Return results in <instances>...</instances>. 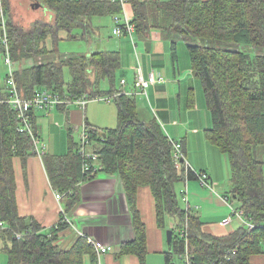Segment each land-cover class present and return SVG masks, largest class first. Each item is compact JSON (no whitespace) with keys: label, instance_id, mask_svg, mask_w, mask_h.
<instances>
[{"label":"trees","instance_id":"obj_1","mask_svg":"<svg viewBox=\"0 0 264 264\" xmlns=\"http://www.w3.org/2000/svg\"><path fill=\"white\" fill-rule=\"evenodd\" d=\"M27 1L31 10L50 14V20L37 17L26 27L14 18L13 0H0L11 55L18 60L15 75L23 96L47 89L72 101L84 95L95 99L120 93L113 98L118 108L116 127L104 129L86 123L90 148L99 155L100 171L120 177L134 215L136 236L123 245L122 252L133 251L144 263L146 230L136 203L137 190L142 185L152 189L159 227L165 228L168 219L174 222L169 228L173 230V248L164 253L167 264H173L174 255L183 258L186 249L193 264H249L253 254L264 252V228L243 227L229 235H212L204 232L200 216L184 206L177 183L197 178L195 171L187 169L182 160L177 166L172 138L160 121L140 111L138 95L124 93V88L117 86L121 69L118 51L98 50L26 65L29 59L54 52L47 40L52 37L57 44L60 30L69 32L73 24L86 26L96 16L113 19L122 11L120 3L21 0ZM34 2H39L40 7H35ZM130 2L136 34L147 36L152 27L160 28L171 41L174 57L178 41L186 42L192 71L202 82L211 115L207 137L229 160L232 189L228 194L239 202L246 218L264 224V162L255 156L256 147L264 145V0ZM3 35L0 22L2 56ZM11 96L5 82V92L0 88V238L4 241L1 250L8 255L6 264H84L85 254H91L92 264H99L96 251L85 237L80 236L69 247L61 244L60 233L67 223L45 230L34 217L20 215L13 158L26 159L36 153L31 134L19 130L22 123L18 110L6 101ZM29 114L32 121L33 110ZM71 134L68 152L42 157L54 189L74 197L80 182L89 177L83 173L79 143L73 141ZM13 230L22 233L21 239L15 237ZM181 231L187 233V241L180 237ZM233 249L236 253H232Z\"/></svg>","mask_w":264,"mask_h":264},{"label":"crops","instance_id":"obj_2","mask_svg":"<svg viewBox=\"0 0 264 264\" xmlns=\"http://www.w3.org/2000/svg\"><path fill=\"white\" fill-rule=\"evenodd\" d=\"M14 2L18 1L14 0ZM125 10L127 15L133 19L134 11L131 2L126 4ZM30 17L33 22L37 15L32 16L30 13ZM105 17L110 18L111 36L104 50L109 49L120 53V82L122 78H125L127 84L124 88L133 91L134 80L139 68H142L145 75L151 69H155L165 76L166 81L150 86L147 95L137 96L140 111L145 115L156 116L167 135L183 143L185 158L194 171H204L209 175L208 179L212 183V188L202 186L198 178L181 180L177 183L182 193L184 206L191 207L192 211L200 216L203 223L202 228L206 233L224 236L246 227L241 218H234L229 226L223 224V220L231 214V206H239V202L231 199L227 202L223 199V196L232 189L230 164L227 155L207 137L206 131L212 126L211 115L202 82L192 71L190 52L186 42L178 41L176 57H174L171 41L164 35L163 30L152 27L147 36L136 34V43L140 50L137 56L129 36H117L113 33V19L112 16L107 15L96 16L86 23V28L93 29L95 25L93 19L99 20L94 32L96 33L95 44L101 37H106L101 31L97 33ZM140 42L143 44V49L139 47ZM147 42L151 43V49L147 47ZM54 45L56 44L52 46L55 49L53 53L57 50ZM100 45L99 42L95 51L101 50ZM179 46H181L180 49ZM178 50H180V55L177 53ZM95 51L91 50L86 54ZM44 61V56H42L27 60L26 65ZM14 64L17 63L14 62ZM7 75L8 66L2 56L0 88L4 92ZM107 85L108 82H105V89L108 88ZM91 101L105 102L98 99L89 100ZM89 102L85 109L78 105H70L60 106L51 111L33 110V131L34 135L46 144V148L43 149L44 155L48 153L62 155L68 152L69 132L72 133L73 141L78 143L84 122L88 121L104 129L109 128V126H101L99 118H95V111L99 109L97 106L90 107L92 120L87 117ZM109 108V113L113 112V116L108 117V125L114 127L117 124L118 108L116 104L115 108ZM57 116L60 120L54 123L53 119ZM77 131L79 138L76 136ZM63 134H65L67 143L65 148L62 140ZM255 156L264 162V145L256 147ZM13 167L16 200L21 216L34 217L45 230H49L62 222L63 212L67 214L70 221L63 222L67 223L66 228L60 233V242L63 246L73 245L77 238L82 236L80 235L82 232L114 247V251L101 255L99 264H167L164 253L169 250L165 248L168 246L166 232L169 228L168 226L162 228L158 225L156 202L149 185L140 186L136 196L138 216L145 225L147 241V254L142 263L141 258L135 252H122L123 245L131 242L136 232L134 215L118 175L100 172L97 177L83 182L74 197L65 196L57 199L56 189L52 185L42 155L36 153L26 159L15 156ZM3 246L4 241L0 238V264L8 262V255L1 250ZM83 262L92 264L91 254H85ZM249 264H264V252L253 254Z\"/></svg>","mask_w":264,"mask_h":264},{"label":"built area","instance_id":"obj_3","mask_svg":"<svg viewBox=\"0 0 264 264\" xmlns=\"http://www.w3.org/2000/svg\"><path fill=\"white\" fill-rule=\"evenodd\" d=\"M115 3H120L122 6V11L114 15L113 17V33L117 36L121 35H127L131 38L135 54L139 56L140 50L138 48V45L136 43V25L132 21V18L127 15L125 6L129 3L130 0H111ZM0 22L2 23L4 35H3V43L5 46V52H4V62L8 66V75H7V85L11 90L12 96L9 100H6L7 102H10L15 106V108L18 110V116L21 119L22 125L19 127V130L21 132L28 131L34 141L35 144V153L38 155H43V149L46 148V144L42 143L40 139H38L34 135L33 131V124L30 117V112L35 109L39 110H46L51 111L54 110L53 108H58L60 106H70V105H78L85 109L87 103L89 100H91L86 95L74 99L72 101L66 100L62 98L59 94L54 93L47 89H41L36 91L32 96L25 97L20 93V90L18 88V84L15 77V68H14V60L11 55L10 51V45H9V36L7 34L6 30V15L4 13L3 6L1 4L0 6ZM166 81V78L163 74L158 73L155 69H151L147 75L144 74L142 68H139L136 74V78L134 80V89L133 91H128L124 87L127 84V80L125 78L121 79V85L124 88V93H127L129 95H147L148 88L152 85H155L159 82ZM120 93H116L113 96H98L95 99L105 101V102H111L113 101V98L119 95ZM78 147V152L82 156L83 161V173L89 177V178H95L99 175L101 172V166L99 165V155L97 152H94L90 146V135L87 129V123L84 122L82 132H81V138ZM172 144L174 147V157L177 162V166H180V161L185 162V166L187 169L190 168V165L188 161L185 158L184 153V146L183 143L180 140L172 139ZM196 177L199 179V182L202 186L210 187L212 188V183L209 181V175L206 172H194ZM86 178V177H85ZM189 178H186L188 180ZM55 195L57 199H62L64 194L61 193L58 190H55ZM223 199L227 202H230L231 196L229 194H225L223 196ZM233 205V204H232ZM234 218H241L243 220L244 225L247 229L252 230L257 227L264 228V224H257L254 223L251 219L246 218L244 210L240 206H231V214L228 216V218L223 220L224 226H229ZM62 222H69V218L65 212H63V216L61 219ZM13 233L17 239H21L22 233L16 232L13 230ZM80 235L85 237L87 239V242L94 248L96 251V254L98 256V259L101 257V255L105 253H110L114 251V247L110 244L104 243L103 241L96 239L94 237H91L88 234L80 232ZM180 237L184 238L185 241H187V233H183L181 231ZM185 252L182 259L181 264H193L192 263V257L188 252V249ZM232 253H236V249L232 250ZM230 257L228 256V259Z\"/></svg>","mask_w":264,"mask_h":264},{"label":"rangeland","instance_id":"obj_4","mask_svg":"<svg viewBox=\"0 0 264 264\" xmlns=\"http://www.w3.org/2000/svg\"><path fill=\"white\" fill-rule=\"evenodd\" d=\"M18 2L19 3H16L13 0V15H14V18L17 21H20L24 26L27 27L32 23L31 22L32 18L30 17V13L32 14V16H33V14H35V15H37V17L46 18V20H50L49 19L50 14L44 13L43 10H39V11L31 10L30 7L28 6L30 1L22 3L20 0H18ZM26 6H28V7H26ZM93 18H96V17H93ZM51 20L53 21V18H51ZM98 21L93 19V22L95 23V25L93 26V29L92 28L88 29V28H86V26L78 27V25L73 24L72 28L69 32H68V30H60L58 33V36L60 39L58 40V43L57 44L55 43L56 45H54V47H56L57 50L55 51V53L52 52L51 54L45 55L44 56V59H45L44 62L50 61V60H59V59H62V58L68 57V56L86 55V52H88V51H91V50L95 51V49L98 48L99 42L101 43V45H100L101 50H104L105 48H107L106 42H108L110 40V36H111V33H110L111 29L109 27L110 18L105 17V18H103V23H100L101 28H100V30L97 31V33L99 31H101V33H103L104 36H106V37L105 38L101 37L95 44L94 42L96 40V38H95L96 33H94V32L96 31V28L98 27V24H97ZM53 44H54V40L52 37H50L47 40V46L52 48ZM138 44H139L140 49H143L142 48L143 47L142 42H140ZM111 46H113V45H111ZM180 48H181V46H179V49ZM177 53L180 55V50H178ZM1 59H2V54H0V64H1ZM13 60L15 63H16V61H18L15 58ZM14 65H16V64H14ZM64 76H65L66 80L69 79V72H68L67 68H65ZM15 77H16V75H15ZM116 82H117V86H122L121 82H120V77L117 79ZM138 96H140V95H138ZM89 103H90L88 106L89 109L86 113L87 117L91 118V120H92L93 115L90 114V107L95 108L97 106L99 109H97L95 111V118H99V121L102 123L101 126H109V128H112L113 126L108 125L109 124L108 123V121H109L108 117L113 116V112H111V114L109 113V109H110L109 107H111V109L115 108L114 101H111V103L96 102V101L92 102L91 101ZM53 109H55V108H53ZM53 120L55 123L57 120H60V117L57 116V118L53 119ZM115 126H117V124H115L114 127ZM80 128H82V126ZM76 136H77V138H79V132L78 131H77ZM76 136H75V138H76ZM62 140H63V146L65 148L66 144H67L65 134H63V136H62ZM89 179H92V178H85L84 180H82L80 182V185ZM64 197H65V195L63 196V198ZM173 224H174V222L172 220L168 219V221H167L168 228H172ZM14 231H16V230H14ZM16 232H18V231H16ZM165 248L167 250L168 246H166ZM173 263L174 264H181L182 259L180 257H178L177 255H174Z\"/></svg>","mask_w":264,"mask_h":264},{"label":"water","instance_id":"obj_5","mask_svg":"<svg viewBox=\"0 0 264 264\" xmlns=\"http://www.w3.org/2000/svg\"><path fill=\"white\" fill-rule=\"evenodd\" d=\"M40 3L39 2H34V6L39 8L40 7ZM147 47L149 49H151V43L150 42H147L146 43ZM103 134L105 135V133L103 132ZM167 243H168V248L169 250H172L173 248V230L172 229H168L167 230Z\"/></svg>","mask_w":264,"mask_h":264}]
</instances>
